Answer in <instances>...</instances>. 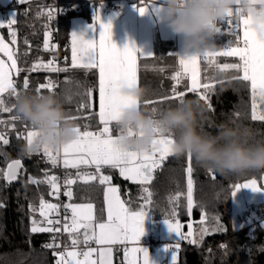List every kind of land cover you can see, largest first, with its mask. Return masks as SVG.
Listing matches in <instances>:
<instances>
[{
  "label": "trees",
  "instance_id": "16d2710c",
  "mask_svg": "<svg viewBox=\"0 0 264 264\" xmlns=\"http://www.w3.org/2000/svg\"><path fill=\"white\" fill-rule=\"evenodd\" d=\"M47 4L35 3L16 8V21L12 25L16 32L14 53L20 72L14 78L15 83L23 84L24 77L29 80V87L21 93H36L40 84L57 79L58 87L54 93L43 89L44 94H54L63 104L66 117L82 126L95 128L96 118V71L75 69L66 66L55 75L52 71L39 69L32 71V66L45 56L43 43L45 33L48 32ZM75 14L88 16L86 5L80 10L66 9L61 17V38L67 40L69 20ZM242 25L236 29H222L221 33H214L213 48L220 50L224 47L242 45ZM3 35L9 41L12 36L8 27L1 28ZM239 36V40H237ZM67 56V54H66ZM48 59V58H47ZM217 64L239 63L238 57L217 56ZM180 73L177 79L173 77ZM242 75V72L229 69L218 72L210 67L208 59L202 61L198 81L201 85H212L207 92L208 100H201L200 93L205 92L202 87L198 92L190 91L191 78L180 69V63L173 42L155 39L154 53L138 62L137 87L143 90V95L135 100L145 113L154 117H162L165 109L175 107L182 100H195L197 106V130L201 134L215 135L221 125L249 128L253 132V141H264V121L253 120V97L250 82L232 80L231 77ZM19 93V94H21ZM90 93V95H89ZM176 93H184L183 97H176ZM4 106L12 111H0V125L18 128L26 120L20 118L15 111L16 98L10 93L0 96ZM256 114L264 113V104L257 98ZM84 105V107H81ZM19 119L13 120L12 117ZM75 117L76 119H71ZM138 134V133H137ZM19 159L22 168L14 181L5 180L3 173L7 164ZM191 166L189 177L187 171ZM75 175L74 170H70ZM111 175V184L117 186L119 194L127 205L141 201L146 197L143 189L146 187L152 193L151 203L146 204L151 221L176 220L187 229L186 222L192 221L196 226L206 221L209 226L221 224L223 230L205 232L199 235L200 240L188 245H180L178 259L175 264H264V228L258 221L254 225L233 227L230 211V196L235 185L249 179L261 180L264 170L253 171L244 175H221L199 165L192 157L189 162L187 155L177 157L169 155L158 168L153 171L151 182L144 186L125 179L115 169H107ZM45 173L51 176V164L42 150L27 152V139H8V144L0 141V264H56L58 256L51 244V232H32L33 220L41 223L39 205L41 197H49L51 188L45 183H29V177L43 180ZM193 181V207L188 211L187 183ZM104 187L99 179L91 181L76 180L71 189L72 198L68 201L91 202L96 216L104 215ZM67 201V202H68ZM35 209V211L33 210ZM175 213L173 215L172 213ZM248 213L250 212H243ZM241 215L238 219H240ZM241 220V219H240ZM43 224V223H41ZM49 226V225H48ZM198 229V227H197ZM250 232V234H249ZM225 244L222 245L221 243ZM114 264H126L122 260L120 251L115 247ZM172 264V262H164Z\"/></svg>",
  "mask_w": 264,
  "mask_h": 264
},
{
  "label": "snow or ice",
  "instance_id": "6c2138e0",
  "mask_svg": "<svg viewBox=\"0 0 264 264\" xmlns=\"http://www.w3.org/2000/svg\"><path fill=\"white\" fill-rule=\"evenodd\" d=\"M23 3L24 0H19ZM148 9L145 7H138V11L141 15H144ZM233 15L237 16L240 20V24L243 26V47H229L222 51H216L209 47L203 51L198 52L191 56L180 55L179 63L185 72H191V87L190 91L198 92L202 87L205 92L200 93L201 100H208L207 92L212 90V85H201L198 81V63L201 57L208 59L210 67H214L218 72H226L229 69L237 72H242V75L231 77L232 80L250 82L252 97H253V120L264 121V113L257 115V98L260 103L264 104V28L255 29L250 27V18L240 16L239 11L236 13H228L226 16L228 19L220 20L221 23H226L229 27L232 25ZM52 11L49 10L48 17L51 19ZM96 21H100V15L94 18ZM15 19L9 20L7 25L0 23V28L8 27L10 29V35L12 36V44L16 43V32L12 29V25L16 24ZM239 27V25H237ZM215 33H221V28L215 25ZM51 33L46 32L43 47L45 51H48L50 47L49 39ZM72 66L83 68H97L99 69V120L103 124V128L99 132L81 131L80 127H76L78 133L77 138L72 142L63 146V166L65 168H79L80 165H94L96 173L99 174V183L101 185L110 184L111 177L104 175L102 168L105 166L119 169V173L125 179H129L135 183L142 185L151 182L153 171L158 168L163 160L169 155H172V145L174 144V138L171 135H159L153 143L152 149L147 152L139 153L126 151L120 146V139L125 135V130L119 128V135L113 136L112 128L110 125L119 120L123 112L130 106L136 104L139 106V102L133 97L125 94V88L137 87V74H136V54L141 53V50L126 45L123 48L117 47L112 41V26L110 23H99V51L97 59V45L96 40H87L82 35L72 33ZM239 40V36H237ZM0 53H3L7 60L6 63L3 59H0V96L4 93H10L11 95L18 97L19 93L14 85L12 79L13 71L19 74L20 69L17 67V59L14 51L10 48L9 44L5 43L4 38L0 36ZM152 56L151 54H145ZM228 56L238 57L239 63H225L217 64L215 57ZM39 69H46L52 72L67 71V69H61L55 66V61L49 60L47 63L38 61L32 66V71ZM180 76L178 72L173 79H177ZM29 87V80L24 78L23 88L27 90ZM54 88V84L49 80L46 84H40L35 90L36 93H42L43 89H48L50 92ZM90 95V93H89ZM176 97H183L184 93H176ZM183 100L181 99L180 102ZM15 107V105L13 106ZM84 107V105H81ZM0 111H12V108L4 106V100L0 99ZM13 120L19 119L18 116L12 117ZM71 119H76L72 117ZM2 123V121H0ZM131 134V133H128ZM38 132L36 130L28 131L27 133V152L32 153V145ZM0 140L4 144H8V140L0 135ZM41 149V148H40ZM35 150V151H39ZM44 155L47 157L48 162L55 167L59 162L60 150L53 151L47 146L42 147ZM189 162L192 160V155H187ZM22 163L19 159L12 161L7 166V171L4 173L5 180L11 182L17 179L18 172L22 168ZM189 177L192 172L191 166L187 169ZM85 181L96 180L97 176L92 174H81ZM29 183L41 184L45 183L51 188V195H56L58 198L60 192V184L58 183V177L55 175L49 176L45 173L44 179L39 180L33 177H29ZM75 183V180L69 178L64 181L66 190L64 195L69 199L72 198L73 192L71 185ZM251 189L253 192H262L264 188L257 185L256 180H250L243 184H237L234 187L232 196L242 189ZM143 191L147 194L145 197V203H151L152 193L148 188H144ZM119 190L117 187L108 186L104 191V200L107 205V217L106 223H99L93 225V205L89 204H66L64 207L66 210H70L71 216H65V222L63 224L64 232L68 233L71 239L73 249L81 242L78 234L81 229L83 232V243L87 244L90 240H95L99 245H112L116 243H124L126 241L137 242L144 235V222L149 212L145 211L143 207L139 211H130L125 203L119 196ZM193 181L188 179L187 183V201L189 213L193 207ZM58 204L45 201L42 197L40 199L39 214L44 218L43 222L47 225H59L60 220H53L49 217L55 214L59 216ZM35 211V209H33ZM175 215V213H172ZM170 232L176 236H182V225L177 221L173 223L169 219H164ZM203 223V218L201 220ZM98 229V231L96 230ZM188 237L193 235L192 225H188ZM59 227L53 228L51 226H38L37 222L33 220L32 232H59ZM207 232V229H202L201 234ZM91 233V234H90ZM55 239V238H54ZM195 243L196 241H191ZM53 244L46 245V247H53ZM58 246V245H56ZM171 250V248L168 246ZM133 253L142 254V261L134 260L131 264H152L148 251L143 248H133ZM172 251V250H171ZM97 249L89 248L82 253L83 259H78L80 255L76 250L67 251L66 253H58V259L56 264H112L110 247L101 248L99 250V259H92ZM173 253V252H172ZM67 257V258H66ZM176 255H172V264H175Z\"/></svg>",
  "mask_w": 264,
  "mask_h": 264
},
{
  "label": "clouds",
  "instance_id": "9594fccd",
  "mask_svg": "<svg viewBox=\"0 0 264 264\" xmlns=\"http://www.w3.org/2000/svg\"><path fill=\"white\" fill-rule=\"evenodd\" d=\"M164 19L171 32L180 38V55L191 56L209 47L218 21L228 13L247 16L251 12L254 27L264 25V4L258 0H161ZM139 99L143 90L125 88ZM195 100H183L169 107L162 117L145 113L140 107L126 109L116 121L120 129L132 128L137 135H124L120 146L126 151L147 152L159 135L174 138L172 152L181 157L189 153L206 169L221 175H244L264 170V141H253L249 128L221 125L215 135L197 130ZM15 111L37 132L32 149L47 146L58 151L77 138L76 125L66 117L63 104L54 94L21 93L15 101Z\"/></svg>",
  "mask_w": 264,
  "mask_h": 264
},
{
  "label": "crops",
  "instance_id": "0c3cea01",
  "mask_svg": "<svg viewBox=\"0 0 264 264\" xmlns=\"http://www.w3.org/2000/svg\"><path fill=\"white\" fill-rule=\"evenodd\" d=\"M6 1H9L8 4H10L12 1L15 0H0V3H5ZM19 1V0H18ZM35 1L36 3H43V0H32ZM157 2H134V3H127L124 4L122 9L119 11H114V10H109L105 7V3L103 2H97L94 4H87L86 5V13L88 16H84L82 14H75L71 16L69 20V28H68V35H67V41L70 44V49L67 52V62H65L68 67L75 68V69H82V70H93L96 71V118H97V125L95 128H89L86 126H82L78 123H75L76 126H79L81 130H86V129H91L92 132L96 130V132H99L103 128V124H101L99 120V69L97 68H83V67H73L72 66V33H76L78 35H82L85 39L91 38L93 35L94 40H96V45H97V59H98V51H99V23L103 22L105 24L110 23L112 26V41L117 45L119 48H123L126 45H131L134 46L138 49L141 50V53L136 54V74L138 70V62L141 58H147L150 56L145 55L144 53H149L150 50L153 51L154 53V41L155 39H160V40H169L173 42L175 46V50L178 56V61L180 59V38L175 36L170 28L168 27L164 15H163V10L161 7V0H154ZM159 2V3H158ZM259 3H264V0H258ZM48 5V4H47ZM2 6V5H1ZM138 7H145L147 12L144 15H141L138 11ZM16 11V9H14ZM99 13L101 20L96 21L94 18ZM250 27L257 29L254 27V19L253 16L250 14ZM264 28V25H260V28ZM215 33V32H214ZM241 37L243 38V26L241 28ZM214 36L210 39L209 42V48L215 50L213 48V41H214ZM239 47H243L242 45H238ZM237 47V46H234ZM226 48L229 47H224L221 48L220 50L216 51H222ZM144 55V56H143ZM153 55V54H151ZM206 60V58L201 57L199 59L198 63V74L200 72V67L202 61ZM183 72H185L182 68H180ZM189 73V72H185ZM135 87H131L129 89H134ZM126 95H131V97L135 98L134 94L129 92L125 93ZM130 108H134V105L130 106ZM129 109V107L127 108ZM125 112V111H124ZM123 112V114H124ZM122 114V115H123ZM121 115V116H122ZM120 116V118H121ZM119 118V119H120ZM110 127L112 128V134L113 136L119 135V128L116 125L115 122H113ZM125 130V129H124ZM131 131L136 130L129 128L125 130V135L128 136V133ZM123 138V137H122ZM42 150V148L40 149ZM43 151V150H42ZM115 169L111 168L108 166H105L102 168V172L104 175H108L111 177L109 172H107V169ZM70 170H74L75 173H81V174H92L96 175L97 179H99V174L96 173L95 171V166L94 165H80L79 168H70ZM77 173L74 175L76 176ZM120 175V173H118ZM73 176V177H74ZM79 177L82 178V176H79L77 178H74V180H80V181H85L84 179H80ZM91 181V180H88ZM254 213V212H253ZM252 213V214H253ZM158 223V222H157ZM259 223V222H258ZM247 225V224H245ZM188 229V228H187ZM189 231V230H188ZM201 236L198 235L196 236V240L199 241ZM170 245V243H168ZM173 246V245H172ZM174 247V246H173ZM102 248L99 244H96V247L94 249H97V252L93 254L92 257H97L99 256V250ZM123 259L126 264H131L132 261H134L133 256L129 255H124L123 252Z\"/></svg>",
  "mask_w": 264,
  "mask_h": 264
},
{
  "label": "built area",
  "instance_id": "2783aa9c",
  "mask_svg": "<svg viewBox=\"0 0 264 264\" xmlns=\"http://www.w3.org/2000/svg\"><path fill=\"white\" fill-rule=\"evenodd\" d=\"M43 3L48 4L47 5V22H48V33H51L50 39H49V43L50 46H54V47H50V49L47 52V58L48 61L49 60H53L55 61V66L58 68L63 69L64 67V62L66 60V54L70 49V44L69 42L63 41L61 38V17L64 14L66 9H76V10H80L83 3H87V4H94L97 2H103L105 3V7L109 10H114V11H119L120 9H122L124 4L127 3H134V2H157L154 0H43ZM35 1L32 0H24L23 3L19 2L18 0L12 1L10 4L7 5H0V23H3L5 25H7L8 21H9V16L7 14V10L8 9H16L19 6H29L32 4H35ZM159 3V2H158ZM264 4V3H262ZM49 10L52 11V16L51 19H49L48 17V12ZM251 14V12H249V14L247 16H243L240 15L242 17L248 18L249 15ZM252 15V14H251ZM225 20H227L228 18L225 17ZM232 19V25L231 27H229L226 23H221V21H218L216 26L222 29H236L238 28L237 25H239V27L242 25L240 24V20L237 16L233 15ZM240 43L243 44V38H241ZM55 75H58L60 73L59 72H53ZM54 84V88L51 90L52 93H54L58 87V81L57 79H53L51 80ZM35 130L29 123H24L22 126L18 127V128H11L5 124L0 125V135H2L5 139H9L12 135L15 138H23V137H27V133L28 131H32ZM94 132H96V130H94ZM131 134H128V136H133V135H137V133L135 131H131L129 132ZM156 140V139H155ZM2 141V140H0ZM63 153H62V149L60 151V156H59V162L58 164L53 167L51 165V169L53 170L52 175H55L56 177H58V183L60 184V192L58 195V198L56 195H51L49 193V197L47 199H45V201L50 202V203H54V204H58L60 206L59 208V216H56L55 214H53L52 216H50V219L53 220H60V224L59 225H49L53 228L59 227L61 230L59 232H51L52 237H51V244H53V249H54V253L57 255L58 253L64 252L66 253L68 251V249H70L71 247L73 248V246L70 244L71 239L68 233L64 232L63 230V224L65 222V216L70 217L69 215V211L65 209V205L68 203V197L64 195V191L66 190L64 181L66 179H69L72 177L70 171L68 170V168H65L63 166ZM6 171H4L5 173ZM3 173V176H4ZM51 192V191H50ZM241 220H249L250 221V225H254L257 223L256 217L255 215H253L252 213L248 214V213H242ZM181 233L182 236L185 238H181L178 242L179 245H188L191 243L192 239L191 237H188V229L186 228H182L181 229ZM250 234V232H249ZM55 238V239H54ZM145 244L149 245V246H154V245H160L161 243H163L158 237H149L144 239L143 241ZM222 245H224L225 243L222 242ZM58 245V246H56ZM96 245L94 244L93 241H89L87 244H78L74 250H76L77 252L80 253V255L77 257L78 259H83V255L82 253L84 251H87L89 248H95ZM121 253L122 255V260L123 259V250H122V246H115ZM127 248V247H125ZM58 256V255H57ZM67 258V257H66Z\"/></svg>",
  "mask_w": 264,
  "mask_h": 264
},
{
  "label": "rangeland",
  "instance_id": "374dc122",
  "mask_svg": "<svg viewBox=\"0 0 264 264\" xmlns=\"http://www.w3.org/2000/svg\"><path fill=\"white\" fill-rule=\"evenodd\" d=\"M8 3H9V1H6L5 3H0V5H7ZM7 14L9 16V20H12V19L16 20V11L14 9H8L7 10ZM0 17H1V15H0ZM12 29H13V27H12ZM8 30L10 32L9 28H8ZM0 36H2L4 38L5 43L9 44L10 48L14 51V45L12 44L11 41H9L7 38H5V36L2 33L1 28H0ZM87 40H94L93 35L91 36V38H88ZM144 54H153V51L150 50L149 53H144ZM0 59H3L6 63L10 64V61L7 60V57L3 53H0ZM39 61L47 63L48 59H47V57L44 56L42 58V60H39ZM17 67L20 69L18 64H17ZM180 68H182L181 65H180ZM44 70H46V69H44ZM188 72L189 73H186V74H188L190 76V78H191V72L190 71H188ZM15 76H17V74H16L15 71H13L12 79L14 81V85H15V87L17 89V92L21 93L22 91H24L23 84L15 83V80H16L14 78ZM11 96L15 97L13 95H11ZM129 96H131V95H129ZM134 107H135V104H134ZM129 109H131V108L129 107ZM86 130L87 131H92L91 129H86ZM81 131H85V130H81ZM154 141H153V143H154ZM62 153H63V151H62ZM115 170L119 173V169H115ZM73 176L74 175H72V177H71V179H73V180H74V178L78 177V175H76L74 177ZM79 178L83 179L81 177H79ZM250 180H256L257 181V185L259 187H261V188H264V176H262L260 181L257 180V179H249V180L242 181L239 184L246 183V182H248ZM148 184H144V186H147ZM108 186L117 187L116 185L111 184V183L110 184H105L104 191H105L106 187H108ZM103 196H104V192H103ZM119 196H120L121 200L125 203V206L130 211H139L143 207V209L148 212V210L146 209L145 197L141 201L131 202V203H129V205H127L125 200H124V198L120 194H119ZM229 202H230V211H231V214H232L233 227L234 228H237V227L245 225V224L250 225V221L248 219L247 220L238 219L239 216L243 212H247V211L250 212V213L254 212L253 215H255L256 220L259 222V225L262 228H264V191H262V192H253L251 189L242 188L236 193V195L234 197L231 194ZM69 203H72V204H85L86 205V204H89L91 202H73V201L70 200V201H68L67 204H69ZM68 211H69V215L71 216L70 210H68ZM93 217H94V219H93L92 223H93L94 226L98 225L99 223H106L107 222V220H108V217H107V205L105 203V200H104V215L101 216V217L96 216L95 215V209H94V206H93ZM41 219L42 220H40V222L43 223V224H41V223L38 224L39 220H37V225L38 226L47 227L48 225L46 224V222H43L44 218L41 217ZM171 221L173 223L177 222L176 220H171ZM189 224L192 225V232H193V235L191 236V239H192V241L194 240L196 242H197V240H196L195 237L199 235V232H201L202 229L206 228L207 232H216V231H221V230L224 229L223 226L221 224H219V223H218V225L209 226V224L206 221H204L202 224H199L198 226H196L194 223H192L191 220L187 221L186 222L187 228H188ZM32 227H33V225H32ZM197 227H198V229H197ZM144 229H145L144 235L137 242L129 240V241H126L124 243H116V244H112V245H100V246H102V248L110 247L112 249V253H111L112 264H114L115 246H118V247L122 246V250L124 252V255L133 256L134 260H137L139 258L140 261H142V254L133 253L131 250L133 248L143 247V248H145L148 251L152 264H164V262H172L173 253L176 255V260L178 259V250L180 248V245L178 244L177 241H179L180 236H176L174 233L170 232L169 229H168V226L164 222V220H160L158 223H153L151 221L150 215L148 214V216H147V218L145 219V222H144ZM96 230L98 231V229H96ZM83 231H84V229H81L78 234H75V235L79 236V239L81 241L79 244H84L83 243V235H82ZM149 237H158L163 243H161L160 245H154V246L151 247V246H149V245H147V244H145L143 242L144 239L149 238ZM91 241H93L95 245L97 244L95 242V240H91ZM168 243H170V245ZM70 244H71V242H70ZM168 246L171 248L172 251L168 248ZM125 247H127V248H125ZM73 250L74 249L72 247L70 249H68V251H73ZM92 259L98 260L99 256L92 257Z\"/></svg>",
  "mask_w": 264,
  "mask_h": 264
},
{
  "label": "water",
  "instance_id": "95a60500",
  "mask_svg": "<svg viewBox=\"0 0 264 264\" xmlns=\"http://www.w3.org/2000/svg\"><path fill=\"white\" fill-rule=\"evenodd\" d=\"M25 77H26V76H25ZM25 77H24V78H25ZM12 161H14V160H12ZM12 161H10L9 163H11ZM9 163H8V164H9ZM8 164H7V166H8ZM6 171H7V167H6ZM18 173H19V172H18ZM83 232H84V231H83ZM83 232H82V235H83Z\"/></svg>",
  "mask_w": 264,
  "mask_h": 264
}]
</instances>
